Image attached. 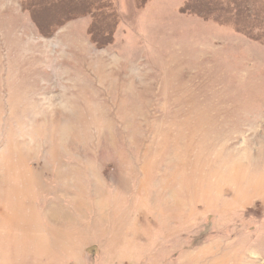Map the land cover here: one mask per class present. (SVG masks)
Segmentation results:
<instances>
[{"label":"rangeland","instance_id":"374dc122","mask_svg":"<svg viewBox=\"0 0 264 264\" xmlns=\"http://www.w3.org/2000/svg\"><path fill=\"white\" fill-rule=\"evenodd\" d=\"M0 264H264V0H0Z\"/></svg>","mask_w":264,"mask_h":264},{"label":"trees","instance_id":"16d2710c","mask_svg":"<svg viewBox=\"0 0 264 264\" xmlns=\"http://www.w3.org/2000/svg\"><path fill=\"white\" fill-rule=\"evenodd\" d=\"M137 1V3L140 5V6H142V5H144L148 0H136ZM188 4H189V2L187 3V6H188ZM190 10V9H189ZM217 11L216 10H213V11H211V12H209V14H214V13H216ZM210 16V15H209ZM206 17V16H205ZM217 19H218V16H215ZM42 32H43V30H42Z\"/></svg>","mask_w":264,"mask_h":264}]
</instances>
